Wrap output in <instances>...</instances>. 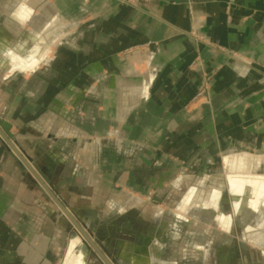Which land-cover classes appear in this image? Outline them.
Wrapping results in <instances>:
<instances>
[{
    "label": "crops",
    "instance_id": "0c3cea01",
    "mask_svg": "<svg viewBox=\"0 0 264 264\" xmlns=\"http://www.w3.org/2000/svg\"><path fill=\"white\" fill-rule=\"evenodd\" d=\"M0 121V264H264V0H0Z\"/></svg>",
    "mask_w": 264,
    "mask_h": 264
},
{
    "label": "rangeland",
    "instance_id": "374dc122",
    "mask_svg": "<svg viewBox=\"0 0 264 264\" xmlns=\"http://www.w3.org/2000/svg\"><path fill=\"white\" fill-rule=\"evenodd\" d=\"M208 80L209 79L207 77L204 79L203 83L199 86L196 95L193 97L192 101L198 102V101L202 100V101L206 102L208 100V95H207ZM218 160L219 161L217 163L213 164L214 172L216 173V175L214 176L213 179H208V180L200 179L201 174H203V172L206 170L205 164L198 166L199 170L197 171L198 173L196 175H194V174L188 175L187 171L184 172L185 175L187 174L188 176L183 181V183L181 185V187L183 188V191H182L183 196L182 197H178V195L173 196L171 198V203H174V202L180 203L181 200H183L184 196L186 195V192H188V190L191 188H198L201 190L202 189L205 190L207 187L221 188L223 185L225 187H228L229 186L228 180L224 178L226 168H227V164L223 163V161L221 159H218ZM253 166L254 165H251V169ZM256 172H257L256 174L258 176L264 175V165L259 166V168L257 169ZM246 188L251 189L250 186H246ZM151 198H152V196H146V197H141V198L139 197L138 199L140 201L142 200L143 203H147V202L151 201ZM178 198L179 199L181 198L180 201L178 200ZM247 199H248V197H247ZM187 217H188L187 219H191V218H193V214L189 212ZM234 218L236 221L231 226V234H232L233 238L235 239V242L233 244L234 251L239 252L242 250L241 249L242 247H245L247 249V251H250L252 253L257 252L260 249H264V241H260L258 244H253L252 242H245V243L243 242V239H245V238L249 239L250 233H248V231H246V233H243L242 232L243 229L241 227H239L240 225L237 226V222L239 220L237 212H236V215H234ZM262 218H264V217H262ZM261 220L262 221L260 223V227L258 230H259V232L264 233V219H261ZM252 224H254V223H252ZM217 231H221V229L219 228V230L217 229ZM251 231H253V227H252ZM261 238H262V240H264V234H262Z\"/></svg>",
    "mask_w": 264,
    "mask_h": 264
},
{
    "label": "water",
    "instance_id": "95a60500",
    "mask_svg": "<svg viewBox=\"0 0 264 264\" xmlns=\"http://www.w3.org/2000/svg\"><path fill=\"white\" fill-rule=\"evenodd\" d=\"M0 137L10 147L15 157H17L21 161V163L28 169V171L33 175V177L38 181V183H42V181L39 178V176L43 177L42 174L34 164L30 165L29 160L25 159L24 156H22V153L14 146L13 142L11 141V137L9 135V125L2 121H0ZM48 193L58 203L62 211L65 213L66 217L70 220L71 224L78 231L84 244L88 247L93 246L95 248L94 244L92 243L89 236L85 232V229L79 225V223L72 217V215L63 207V205L59 203V201L56 199L55 196H53L50 192Z\"/></svg>",
    "mask_w": 264,
    "mask_h": 264
}]
</instances>
